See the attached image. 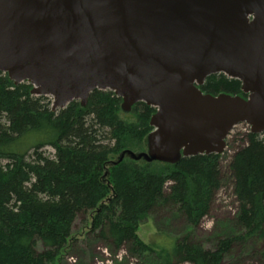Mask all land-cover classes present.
<instances>
[{
  "label": "trees",
  "instance_id": "obj_1",
  "mask_svg": "<svg viewBox=\"0 0 264 264\" xmlns=\"http://www.w3.org/2000/svg\"><path fill=\"white\" fill-rule=\"evenodd\" d=\"M31 90L0 73V264H59L79 215L89 219L93 240L141 264H230L235 249L240 262L264 264V137L247 133L230 158L237 209L225 236L208 247L189 234L148 245L140 225L161 213L169 214L166 225L181 218L189 231L200 225L225 182L221 156L109 166L124 151L145 152L154 109L137 103L124 113L113 93L94 91L85 107L71 102L53 112L51 99ZM199 90L246 98L240 82L222 74Z\"/></svg>",
  "mask_w": 264,
  "mask_h": 264
},
{
  "label": "water",
  "instance_id": "obj_2",
  "mask_svg": "<svg viewBox=\"0 0 264 264\" xmlns=\"http://www.w3.org/2000/svg\"><path fill=\"white\" fill-rule=\"evenodd\" d=\"M0 73L51 110L112 92L155 109L144 164L221 155L237 125L264 132V0H0ZM239 96L203 94L211 75Z\"/></svg>",
  "mask_w": 264,
  "mask_h": 264
},
{
  "label": "rangeland",
  "instance_id": "obj_3",
  "mask_svg": "<svg viewBox=\"0 0 264 264\" xmlns=\"http://www.w3.org/2000/svg\"><path fill=\"white\" fill-rule=\"evenodd\" d=\"M247 133H249V129L244 124H240L233 128L226 138V148L221 157V172L225 182L215 196L209 214L201 221L200 225L189 231L188 228H185L184 219L182 218L173 221L171 225H166L165 219L169 214L164 212L155 218L151 217L142 222L137 235L143 243L152 245L155 242H163L165 244L168 239L180 240L189 234L192 241L208 247L212 245L216 237H223L228 233L233 227L231 219L236 214L237 203L232 193L231 183L228 181L227 166L237 148L243 146L244 141L242 138ZM258 136L263 138L264 132ZM89 233V219L85 215L77 216L73 225L75 242L62 260L59 261V264H141L139 260L131 258L124 249L116 253L109 252L104 244L93 240V235ZM234 252L235 255L228 260L230 264H257L255 259H246L240 262L241 251L235 249Z\"/></svg>",
  "mask_w": 264,
  "mask_h": 264
}]
</instances>
